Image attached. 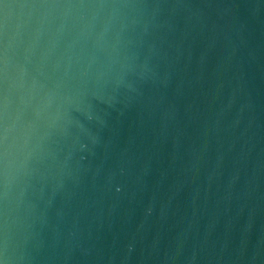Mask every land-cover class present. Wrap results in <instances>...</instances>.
I'll return each mask as SVG.
<instances>
[{"label":"water","instance_id":"water-1","mask_svg":"<svg viewBox=\"0 0 264 264\" xmlns=\"http://www.w3.org/2000/svg\"><path fill=\"white\" fill-rule=\"evenodd\" d=\"M0 264H264V0H0Z\"/></svg>","mask_w":264,"mask_h":264}]
</instances>
